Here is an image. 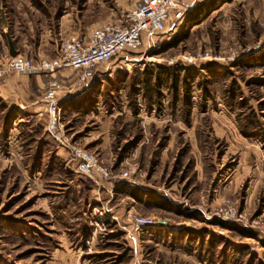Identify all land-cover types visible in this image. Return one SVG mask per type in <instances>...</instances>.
Here are the masks:
<instances>
[{
    "label": "rangeland",
    "instance_id": "obj_1",
    "mask_svg": "<svg viewBox=\"0 0 264 264\" xmlns=\"http://www.w3.org/2000/svg\"><path fill=\"white\" fill-rule=\"evenodd\" d=\"M139 1L0 0V62L13 46L54 59ZM196 6L81 86L62 72L59 138L51 76L12 93L24 113L0 97V264H264V0ZM73 147L110 178L81 173Z\"/></svg>",
    "mask_w": 264,
    "mask_h": 264
},
{
    "label": "built area",
    "instance_id": "obj_2",
    "mask_svg": "<svg viewBox=\"0 0 264 264\" xmlns=\"http://www.w3.org/2000/svg\"><path fill=\"white\" fill-rule=\"evenodd\" d=\"M198 0H140L117 22L107 23L91 30L87 35H73L62 41L54 59L37 61L17 55L6 64L0 63V80L14 73L51 76L42 91L49 116L47 131L59 138L60 95L68 90L64 71L74 72L71 87L81 86L93 75L95 69L110 63L121 55L140 48L151 35L164 33L170 22H180L196 9ZM59 75V78L56 77ZM78 170L89 176L108 180L110 169L89 150L73 147ZM137 230L150 224V220L134 216Z\"/></svg>",
    "mask_w": 264,
    "mask_h": 264
},
{
    "label": "crops",
    "instance_id": "obj_3",
    "mask_svg": "<svg viewBox=\"0 0 264 264\" xmlns=\"http://www.w3.org/2000/svg\"><path fill=\"white\" fill-rule=\"evenodd\" d=\"M41 46H40V48H41ZM17 51L18 50L13 46V48H11V50H10V53L6 54L7 55V56H5L6 59H3V58L2 59L5 60V62L8 61L10 58H12L16 55H19L17 53ZM26 57H28V56H26ZM28 58H30V57H28ZM42 58H45V57L41 56L40 59H42ZM31 59H33V58H31ZM0 63L3 64L2 62H0ZM4 64H6V63H4ZM27 76H29V75H27ZM37 76L38 77L35 78L33 80V82H31V84H27V82L26 83H20L18 80L19 78L16 76H7L4 80H2L3 82L0 83V87H3V88L6 87L7 89H6V92L0 93V97L3 98L5 101H7L10 104L9 109H14L17 112V114L22 113V112L23 113L26 112L25 110H23V108L18 107L17 105H14L11 101H8V100L13 99L11 97L12 93L17 94V95L21 94L23 97L29 96L28 92H33V87H32L33 85L37 84L38 86H41L40 83L41 82L43 83L42 75H37ZM31 95H36V94H31ZM35 98L38 99V96L36 95ZM29 102L32 103L33 101L30 100ZM27 107H28V109H33V105H31V104H28Z\"/></svg>",
    "mask_w": 264,
    "mask_h": 264
},
{
    "label": "trees",
    "instance_id": "obj_4",
    "mask_svg": "<svg viewBox=\"0 0 264 264\" xmlns=\"http://www.w3.org/2000/svg\"><path fill=\"white\" fill-rule=\"evenodd\" d=\"M197 7V6H196ZM197 9V8H196Z\"/></svg>",
    "mask_w": 264,
    "mask_h": 264
}]
</instances>
